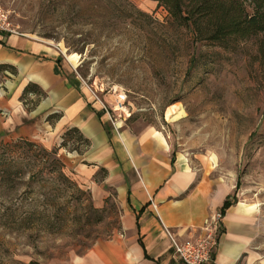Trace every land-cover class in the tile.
<instances>
[{"label":"rangeland","instance_id":"1","mask_svg":"<svg viewBox=\"0 0 264 264\" xmlns=\"http://www.w3.org/2000/svg\"><path fill=\"white\" fill-rule=\"evenodd\" d=\"M0 6L17 31L61 50L111 124L160 129L176 151L205 155L235 178L245 198L264 193V60L257 38L232 49L195 41L153 0H0ZM170 106L187 115L171 121ZM63 134L54 143L0 145V264H77L120 226L113 189L99 205L76 176L86 144L74 132L64 142ZM105 177L101 169L96 181Z\"/></svg>","mask_w":264,"mask_h":264},{"label":"crops","instance_id":"2","mask_svg":"<svg viewBox=\"0 0 264 264\" xmlns=\"http://www.w3.org/2000/svg\"><path fill=\"white\" fill-rule=\"evenodd\" d=\"M71 127L90 140L75 161L77 178L92 188L99 205L113 189L120 216L114 235L98 240L77 264H184L164 225L177 240L194 242L226 200L215 262L264 264V193L245 198L235 178L205 155L176 151L160 129L124 121L114 126L60 49L30 34L0 31V144L54 143ZM101 169L106 177L97 182Z\"/></svg>","mask_w":264,"mask_h":264},{"label":"trees","instance_id":"3","mask_svg":"<svg viewBox=\"0 0 264 264\" xmlns=\"http://www.w3.org/2000/svg\"><path fill=\"white\" fill-rule=\"evenodd\" d=\"M153 1L164 6L180 26L188 27L195 41H209L232 49L239 42L257 38L258 51L264 60V0ZM73 132L86 144L85 147L90 145V140L77 127L64 132V142ZM64 142L62 146L66 144ZM229 205L230 201L226 200L222 211L225 212ZM31 264L40 263L32 261Z\"/></svg>","mask_w":264,"mask_h":264},{"label":"built area","instance_id":"4","mask_svg":"<svg viewBox=\"0 0 264 264\" xmlns=\"http://www.w3.org/2000/svg\"><path fill=\"white\" fill-rule=\"evenodd\" d=\"M0 31L19 33L10 19L8 12L0 6ZM123 98V96H121ZM122 104V101H119ZM150 204L156 213L158 211V203L150 196ZM225 212L222 208L215 211L210 217L205 219L202 226L203 233L196 241L181 242L177 240L172 230L165 226L167 234L173 242L176 256L183 261L184 264H217L215 262L216 247L219 243V236L223 230V219Z\"/></svg>","mask_w":264,"mask_h":264},{"label":"bare ground","instance_id":"5","mask_svg":"<svg viewBox=\"0 0 264 264\" xmlns=\"http://www.w3.org/2000/svg\"><path fill=\"white\" fill-rule=\"evenodd\" d=\"M185 111L180 108L178 110H176L174 107H169L167 110V117L171 120V121H176L178 119H181L182 117L185 116ZM187 115V114H186Z\"/></svg>","mask_w":264,"mask_h":264}]
</instances>
